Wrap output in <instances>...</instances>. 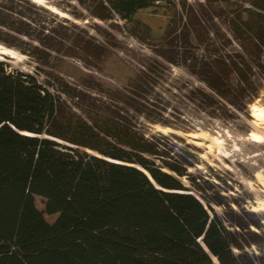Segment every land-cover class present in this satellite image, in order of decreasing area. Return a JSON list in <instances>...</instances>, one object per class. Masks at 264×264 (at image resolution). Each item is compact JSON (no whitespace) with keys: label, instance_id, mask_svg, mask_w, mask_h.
Masks as SVG:
<instances>
[{"label":"trees","instance_id":"1","mask_svg":"<svg viewBox=\"0 0 264 264\" xmlns=\"http://www.w3.org/2000/svg\"><path fill=\"white\" fill-rule=\"evenodd\" d=\"M90 1L95 18L118 16L135 32L148 31L138 11L170 12L157 59L123 92L85 95L62 78L66 58L100 68L104 41L31 0H0V45L47 77L0 60V264H264L247 250L250 225L219 216L222 194L189 172L199 158L138 123L156 122L150 94L160 62L200 83L187 98L207 115L246 111L264 89V0ZM211 190L206 207L194 191Z\"/></svg>","mask_w":264,"mask_h":264},{"label":"rangeland","instance_id":"2","mask_svg":"<svg viewBox=\"0 0 264 264\" xmlns=\"http://www.w3.org/2000/svg\"><path fill=\"white\" fill-rule=\"evenodd\" d=\"M83 1L86 8L77 0L35 2L60 20L66 19L69 24L85 29L88 35L104 41L108 48V57L100 68L86 66V63L74 58L58 62L62 78L68 86L85 95L86 91L103 95H112L117 90L123 92L144 65L157 59L154 49L165 33L170 12L161 6L138 11L134 19L147 26L148 31L142 27L141 31L135 32L133 24H126L118 16L106 21L95 18L89 10L91 1ZM188 1L194 3L197 0ZM74 13L82 18L75 17ZM14 55L0 54V60L8 63L11 69L37 75L39 81L44 83L47 77L42 72L38 73L36 61L17 51ZM160 63L156 75L152 74L156 92L150 94V103L154 105L150 118L156 122L141 116L139 127L147 136L158 133L174 135L168 138L175 146L176 153H189L199 158V163L189 172L209 178L214 184L215 193L222 194L226 203V206L213 204L214 211L233 223L249 224L245 237L251 245L247 250L256 255L264 254V89L246 111H232L228 118H214L200 111L187 98L191 87H198L200 83L184 68ZM182 181L194 190L186 178H182ZM194 192L204 204L207 201L205 197L213 198L212 190L207 196ZM36 205L43 209V200L37 197ZM45 217L49 222L56 219V215ZM255 222L263 230L256 228ZM258 249L262 252L259 253Z\"/></svg>","mask_w":264,"mask_h":264},{"label":"bare ground","instance_id":"3","mask_svg":"<svg viewBox=\"0 0 264 264\" xmlns=\"http://www.w3.org/2000/svg\"><path fill=\"white\" fill-rule=\"evenodd\" d=\"M32 1L33 2H39L40 0H32ZM14 53H15V51H13L12 49H8V48H6L4 46L3 47L0 46V54L1 55H9L11 57H14L15 56ZM253 111H254L253 114H255V111H256L255 107L253 108Z\"/></svg>","mask_w":264,"mask_h":264}]
</instances>
